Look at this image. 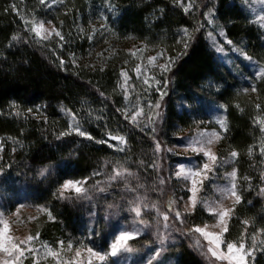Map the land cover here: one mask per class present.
<instances>
[{
    "label": "trees",
    "instance_id": "16d2710c",
    "mask_svg": "<svg viewBox=\"0 0 264 264\" xmlns=\"http://www.w3.org/2000/svg\"><path fill=\"white\" fill-rule=\"evenodd\" d=\"M184 8L177 0H46L45 5L39 0H0L1 213L10 214L18 207L50 210L53 219L46 212L39 228L42 240L51 246L63 241L75 249L92 248L103 254L118 227L133 217L129 200L139 196L146 203L160 202L167 211L172 189L163 194L159 181H166V160L154 144H176L182 131L212 119L220 110L224 127L218 130L216 152L220 159L238 152L232 157V168L242 197L222 239L238 244L243 235L250 248L255 235L256 247L247 264H264V244L260 243L264 240L260 232L264 229V156L259 151L264 146L260 131L264 77L251 81L257 87L252 92L245 85L250 80L245 68L237 65L241 61L264 68V32L252 22L242 0H192L187 13ZM209 9L215 29L222 28L232 45L251 60L234 58L231 67L218 60L208 40L215 35L205 19ZM33 20L51 22L65 40L55 35L48 40L37 38L28 31ZM132 42L160 50L167 58L170 70L162 73L160 87L143 86L136 80L132 56L125 53ZM125 70L137 83L135 94L148 93L151 104L162 107L157 136L126 114L129 106L120 89V73ZM161 92L166 93L162 99ZM76 126L94 139L78 136ZM62 132L67 134L61 136ZM110 135L122 136L126 142L110 140ZM121 165L133 175L109 181ZM42 169H47L44 176L39 174ZM69 179L87 180L92 199L80 200L73 193L60 198L57 189ZM97 181L104 193L93 187ZM108 204L118 207L108 209ZM209 218L197 206L194 214L184 217L183 225L171 220L159 260L205 264L184 237L194 238L189 229ZM155 230L152 227L131 246L143 254L145 250L152 253L161 247ZM103 264H115V259L107 257Z\"/></svg>",
    "mask_w": 264,
    "mask_h": 264
},
{
    "label": "rangeland",
    "instance_id": "374dc122",
    "mask_svg": "<svg viewBox=\"0 0 264 264\" xmlns=\"http://www.w3.org/2000/svg\"><path fill=\"white\" fill-rule=\"evenodd\" d=\"M177 1L182 3V5H185V7L191 8L192 0H177ZM242 3L245 6L246 10L248 11V15L252 20V22L264 32V21H261L260 19V17H264V3H261L260 0H242ZM38 22H43L44 28L48 30L55 28L51 22L43 21V20H33L31 22V28L33 26V23H38ZM208 25H209V29H208L209 31H215V35H209L208 40L212 46V49L215 51L216 57L218 58L219 61L231 67L234 66L232 65L233 64L232 61L234 58L237 57L244 58V56L241 55L240 52L234 50L236 48L233 45H227L226 43H224L225 39L219 36L218 34L219 30L215 29L213 24L208 23ZM52 36H54V34ZM213 40H215L217 44H220L221 46L224 47L223 52L218 53L215 50V46L213 45ZM125 53L132 56L134 63L133 74H135L137 78L136 80L141 81L143 86L150 85L144 83V80L146 79L149 81V83H151V85L154 88L156 86L157 87L161 86V84L157 85L155 83L156 80L160 79L163 73L159 68V65L167 63L168 60L166 57L162 55L160 50L148 49L147 47H144L141 43L132 42L129 44L128 47L125 48ZM153 56H158V59L150 64L149 59ZM237 65L239 67L241 66L240 67L241 69L245 68L244 71L247 77L250 78V80L246 81L245 85L247 88L251 89L252 86L251 81L257 76V73L260 72L262 66L256 63H250V65H248L247 63L242 64L241 61H239ZM242 65L244 67H242ZM137 66H140L141 68V74L139 76L135 71ZM123 72L127 73L126 70ZM127 76H128L127 81H125L124 77L121 76V83H120V89L123 92L125 98L127 99V103L129 106V108H127L126 114L130 117V120L132 121L131 119L132 116L139 113V115H137V119L135 122L136 123L139 122L142 126L145 125L152 129L155 128V132L153 133L155 136H157V132H158L157 129L159 128L161 122L162 107H160L159 109L155 108V105L151 104L150 102L151 97L149 98L148 93H146L144 97H141L139 93L135 94V92L138 89L135 90L134 86L137 83L134 84L131 82L132 78L128 73ZM147 90L150 91L149 89ZM132 92L136 96L133 95ZM217 111H218L217 114H215L214 117H211L212 119L197 122L195 123L196 126L194 128L182 131L177 136L176 144L170 146L160 145L159 151H157L156 149L157 142L154 144V148L156 152L159 155L162 154L166 160L165 163L167 168L165 170L167 172V177L165 183L163 184L164 185L163 194H165V191L167 192L168 188L170 189L171 187L172 195L170 198L171 201L174 202L173 204L174 211L178 209L181 212V215L185 218L190 214H192L190 208H186L185 205V201L187 200V197L189 195V193L187 192V188L190 187V179H186L183 175L177 177L176 173L180 172L181 167H183L185 172L188 169L194 170L200 163L204 161V157L202 156V154L197 155L191 150V146H197V142L199 141L206 142L207 140L211 139L212 143L207 144L206 146L210 148L214 154L217 155L216 147L219 140L216 139V137L217 136L220 137L218 130H222L221 124H223V116L220 113V110ZM209 125H215L216 127L214 126L215 128H211L209 127ZM233 170L234 168H232V157L230 154H228L226 157L219 160V166L217 167L215 172L209 174V178L204 181V186L202 190L198 193L197 206H199L202 209V211L210 217L209 218L210 220L208 222L202 223L197 226L203 227L207 225L206 230L210 232L218 233L221 231V226H217L218 217L212 215L208 211V208L216 205H221L224 208H234V206L236 205V203H234V198L224 195V193L221 191L222 189L230 188L231 184L233 183V178L229 175ZM85 187H87V185H85ZM69 193L74 194V192L68 190L65 191L64 196L69 195ZM181 196H183L185 200H180ZM144 203L149 205V207L146 209L142 208V215L145 219L149 220L152 223L153 227L156 228V222L155 220H153V217H155L156 215V209L152 208L151 205L155 204L156 208H158L161 212H164L162 210L163 209L162 203L160 202L159 204L154 202L146 203L145 201ZM18 208H19L18 212L16 209L12 213L7 215H4L3 213L0 212V217L9 221V225H10L9 235L18 241L20 239H25L28 235L36 236L37 233L39 234L40 231L39 228L47 218L46 212L40 211L41 208H27V207H18ZM231 214L232 213H230V216ZM132 215L134 214L132 213ZM170 222H171V218L169 220V223ZM132 224H133V217L126 224L118 227L115 236L118 235L119 232L125 228L130 229L132 227ZM162 225H163V221L161 219V232L164 233ZM147 231L148 230H146L144 233H146ZM170 233H171V228L168 230V234ZM194 236H195L194 238L187 236L184 238L187 239L186 241L189 244L190 248L193 251H195V253L197 252L200 256L203 257L205 264H230V262L227 259L220 260L217 259L216 257H213L211 253L208 251L209 245L207 243V240L204 237H202L199 233H195ZM60 242L61 241H58L56 242L55 245L51 246L47 244L44 240H42L38 235V239L32 241L30 245V247L35 249V251L32 252L26 251L24 256L21 257L20 264H59V261H65V262L71 261V264H89V261H91V264L101 263L96 257L90 256V254L87 251L88 248L85 249L82 248L75 249L74 247L69 248L68 245L64 243L63 246H61ZM48 248L55 250L58 253V258H54L48 255L47 254ZM160 248L161 247L154 249L152 253H149L150 251L145 250L147 254H143V252H140L139 250L134 251L132 253L121 251L116 257H112V258L115 259V264H149V261L151 262L153 261L152 264H156V263L172 264L173 260L171 258H169L167 261L159 260V258L163 255V251H161V255L159 257H155V251L160 250ZM221 248L222 251L226 253L227 251L226 245L225 246L222 245ZM77 251L80 252V256L76 255ZM0 256H4V254H0Z\"/></svg>",
    "mask_w": 264,
    "mask_h": 264
},
{
    "label": "snow or ice",
    "instance_id": "6c2138e0",
    "mask_svg": "<svg viewBox=\"0 0 264 264\" xmlns=\"http://www.w3.org/2000/svg\"><path fill=\"white\" fill-rule=\"evenodd\" d=\"M261 3H264V0H260ZM39 3L41 5L46 4V0H39ZM15 7V6H12ZM184 11L187 13L188 8L185 7ZM212 11L209 9L208 14L206 15V19L208 20L209 24L214 23V20L212 18ZM261 21H264V17H260ZM30 32H34L35 36L41 40H48L53 34L56 37H59L61 41L65 40L64 35L61 31L57 30L56 28H52L51 30H48L44 28L43 22L33 23L32 28L28 29ZM185 34H187L188 29H184ZM219 36L224 37V43L227 45H232L233 41L231 39L226 38V34L224 30L221 28L219 30ZM211 35V34H210ZM13 40L17 39V37L13 36ZM89 40L92 39L91 36L88 37ZM213 45L215 46V50L219 52L224 51V47L220 44H217L215 40H213ZM185 49L188 47V44H184ZM235 51L241 52V54L244 56L246 60H251L252 57L248 56L246 52H242L241 49L237 48L234 49ZM158 59V56H153L149 59V63L151 64L153 61H156ZM169 62L172 63L174 61L171 60V57H169ZM60 64L63 65L64 61L61 60ZM159 68L162 72H167L170 70L169 64H160ZM137 75L139 76L141 74V68L140 66H137L135 69ZM120 75L124 77L125 81H127L128 76L127 73L121 72ZM257 77H264V68L260 69V72L257 73ZM145 84H149V81L146 79L144 80ZM155 83L157 85H160L161 81L156 80ZM167 87V84L164 85ZM157 91H159V88H157ZM245 92H248L249 89H244ZM252 92H257V87L255 85L251 86ZM103 95V93H101ZM166 95V93L161 92L160 97L161 99L163 96ZM161 105L159 103L155 104V108L159 109ZM257 108L260 107L259 104L256 105ZM31 111V109H29ZM137 113L136 115L132 116V121L135 122L137 119ZM127 118V117H126ZM260 123L264 125V120H261ZM221 127H224L223 124H221ZM227 129L225 128V131ZM75 133L80 137H85L88 140L94 139L93 136L83 131L79 126H76L74 128ZM260 131L264 133V127H261ZM153 132H155V128H153ZM67 133H60L61 136L66 135ZM221 137L217 136L216 139H220ZM110 140H116L120 143H125V138L122 136H109ZM97 144H105L107 143L106 140H96ZM211 139L205 141H199L197 142V146H191V150L196 153L197 155H201L204 157V161L200 163L194 170L188 169L186 172L184 171L183 167H181L180 172L176 173V176L179 177L183 175L186 179H190V187L187 188V192L189 193L187 200L185 201L186 208H190L191 212L194 214L195 210L197 208V197L198 193L202 190L204 186V181L209 178V174L214 173L217 167L219 166V160L220 157L218 155L214 154L210 148H208L206 145L211 144ZM109 147H113V145L109 144ZM156 149L159 151L160 144L157 142ZM122 150V149H120ZM262 156H264V146H261L259 149ZM231 157L235 158L238 156V152L233 150L230 153ZM47 169H42L40 171V176H44ZM2 174V172H0ZM131 176L133 173L129 172L123 165L120 166L119 170H116L113 175L109 176V181H114L118 177H122L124 175ZM233 178V183L231 184L230 188L222 189L221 191L224 193V195L230 196L234 198V203L239 204L241 203L242 197L240 193L237 191V186L235 184V178L237 176V172L234 169L230 174ZM161 185L165 183L164 179H161L159 181ZM87 184V180L84 181H76V180H65L60 187L57 189V192L59 193L60 198H64L65 191L71 190L74 192L76 198L80 200H91L92 196L89 195V189L85 187ZM100 182L97 181L96 185L93 187L98 190L100 193L105 192L104 187H99ZM127 187V185H126ZM139 187H143V185H140ZM132 191L133 189H129ZM262 192H264V188L261 189ZM144 199L139 196L136 197L135 201L129 200V212L133 213V224L132 227L125 228L119 232L118 235L115 236L114 241L110 244V250L104 252L103 254L100 251H94L92 248H88L87 251L92 257H96L100 262H103L106 260L107 257H116L121 251L132 253L134 251H137V249H134L131 247V242L138 240L141 235L146 231L153 227L152 223L145 219L142 215V208H148L149 205L144 203ZM180 200H185L183 196L180 197ZM173 201H169L168 208L166 212H161L158 208H156V205H151L152 208L156 209V215L153 217V220L156 222V230L155 235L156 239L160 243V250L155 251V257H159L161 255V251L163 250L164 245L167 243V240L169 238L168 230L172 227V224H175L177 221L180 225H183L185 223L184 217L181 215V212L176 209L174 211L173 208ZM117 205L114 204H108V209L117 208ZM19 211V208H17V212ZM40 211L47 212L48 218L51 220L53 219L51 211L47 209L41 208ZM208 211L218 217L217 226H221L220 232H210L207 231V225L201 227V226H193L189 229L190 232L199 233L202 237H204L207 240V243L209 245L208 251L211 253L213 257H216L217 259L224 260L227 259L230 264H247L248 257L253 256L255 247H256V236H252V246L249 248L246 246V243L244 242V236H241L240 242L233 243V242H227L224 239H222L223 235L229 231L227 220L230 219V213L234 211L233 208H224L221 205H216L208 208ZM174 212V215H173ZM114 215H119V212L113 213ZM108 216H105V219H107ZM172 220V224H169V220ZM161 219L163 221V230L165 234L161 233ZM178 231H183L182 228H178ZM10 232V225L9 221L6 219H3L0 217V254H4V256H0V264H20L21 257L24 256L25 252H32L35 251L34 248L30 247L32 241L35 239H38V233L36 236L28 235L25 239L16 240L13 237L9 235ZM261 233H264V229H260ZM199 243V242H197ZM261 244H264V240L260 241ZM61 246H63V241L60 242ZM223 244H226L227 251L224 253L222 251L221 246ZM69 248L72 247L71 244L68 245ZM47 254L58 258V253L51 249H47ZM77 256H80V252H76ZM59 264H71V261L65 262V261H59ZM89 264H91V261H89ZM149 264H152L151 261H149Z\"/></svg>",
    "mask_w": 264,
    "mask_h": 264
}]
</instances>
